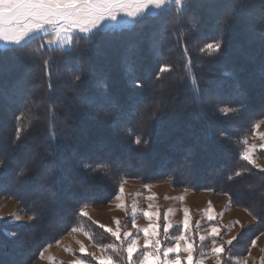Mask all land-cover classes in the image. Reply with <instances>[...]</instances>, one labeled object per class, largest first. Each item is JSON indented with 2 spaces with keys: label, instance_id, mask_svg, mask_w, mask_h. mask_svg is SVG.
<instances>
[{
  "label": "trees",
  "instance_id": "obj_1",
  "mask_svg": "<svg viewBox=\"0 0 264 264\" xmlns=\"http://www.w3.org/2000/svg\"><path fill=\"white\" fill-rule=\"evenodd\" d=\"M185 4L179 14L176 6L165 7L146 17L143 26L136 21L91 40L76 36L69 48H53L50 54H41L37 39L15 52L0 48V141H9L0 150L4 162L0 194L19 200L23 210L35 217L24 224L0 223V264L29 263L43 246L75 225L88 231L98 245L113 242L102 228L76 213L81 203L96 201L89 197L106 199L114 193L109 181L89 180L83 164L107 165L112 178L169 177L174 183L226 192L235 204L261 216L264 172L240 159L243 134L237 133L236 121L227 119L218 108L228 102L239 107V98L231 97L236 86L247 98L245 111L253 119L264 115V0H185ZM230 14L223 53H200L203 44L218 38L219 22ZM250 14L252 19L247 18ZM172 18L178 23L169 25ZM181 42L187 43V53ZM45 59L52 65L50 80L43 70ZM161 65H168L169 70L157 79ZM77 74H83L79 95L72 83ZM135 81L143 87H135ZM214 94L226 99L215 104L214 134L209 137L206 119L210 110L205 99ZM133 109L143 113V118L124 115ZM145 123L149 126L144 130ZM118 124L122 126L116 127ZM17 128L20 139L13 144ZM52 132L59 148L40 161L45 155L42 145L51 142ZM219 132L225 134L223 139L216 138ZM137 137L142 141L139 145L134 143ZM28 146L36 147L33 157L42 166H54L61 176L51 190L56 202L47 204L43 215L38 206L28 204L35 191L31 198L15 193H29L34 188L28 178L15 180L29 154ZM237 172L242 174L237 176ZM176 173L182 180L176 179ZM247 193L257 196L260 205L251 208L234 198ZM69 211L72 216L65 217ZM55 213L61 228L44 238L47 217ZM254 217L258 226L238 235L222 264H233L231 255L244 250L255 234L264 230V216ZM37 222L43 223L36 227ZM6 230L17 235L12 237Z\"/></svg>",
  "mask_w": 264,
  "mask_h": 264
},
{
  "label": "snow or ice",
  "instance_id": "obj_2",
  "mask_svg": "<svg viewBox=\"0 0 264 264\" xmlns=\"http://www.w3.org/2000/svg\"><path fill=\"white\" fill-rule=\"evenodd\" d=\"M174 3L176 5V13H181L182 9L186 8L185 0H0V43L7 46L9 51L15 52L19 50L26 42L33 39L41 40L38 50L41 54L51 53L53 46L59 44L63 49L65 46H71L73 42V34H82L85 40H91L94 37L102 36L113 30H118L122 27H127V24L118 20L120 16H126L134 21L142 24L146 23V10L164 9L166 5ZM232 15L225 17L219 22L220 35L217 39L203 44L199 48L200 53H206L209 56L220 55L224 50V30L231 22ZM178 23V20L172 18L169 20V25ZM195 28L196 25L193 24ZM51 37L43 39V37ZM181 46L187 53V43L181 42ZM27 58V57H26ZM51 63L49 59L43 60L44 74L51 78ZM169 70L168 65H161L159 71L156 73V78L159 79L161 73ZM264 72V68H262ZM83 74L75 75L72 83L74 91L79 95L78 85L82 82ZM103 86V85H102ZM135 87L141 88L143 84L140 81H135ZM51 87V84H49ZM199 91V88H197ZM218 98H213L211 95L205 99V104L208 106L210 112L206 119L208 127V135L211 137L214 133L212 117L215 115V104ZM87 103L86 101H82ZM239 107H220L218 111L227 116L230 112H239L248 109L247 98L244 94L239 97ZM158 107V106H157ZM124 115H136L138 119L143 118V113L137 114L133 109L131 113L125 112ZM156 112H152V117ZM152 117H149L150 119ZM71 118V115L68 117ZM260 123L264 120L253 123L252 132L256 135V130ZM115 128V125H113ZM20 129L15 130L12 143L15 144L20 139ZM217 139H223L225 134L223 132L216 133ZM260 139L264 141V133H260ZM55 133H51V142L43 143V150L45 155L40 157V161L53 156L54 152L58 150L59 146L55 145ZM141 139L137 137L134 140L136 145L141 144ZM144 144L148 141L144 140ZM264 155V142L259 145H250L244 148L240 153V159L245 161L248 165L264 172V166L257 163L259 157L256 156L257 151ZM3 160H0V167H3ZM83 168L89 171V180L103 182L109 179L111 168L107 165L97 164L93 167L91 164H83ZM242 173L237 172L240 176ZM24 178L32 181L34 191L40 192L41 203L46 206L47 202L43 199V193L50 192L53 185L61 180V176L54 171V166H42L34 157L29 158L23 166L15 173V180L17 182ZM232 177L229 176L228 179ZM67 179V177H64ZM148 186L145 185V188ZM124 192L123 185L119 186L114 199L118 202L116 207L124 209L125 204L122 201V194ZM148 200L154 199L153 196L146 197ZM181 199H183L181 197ZM153 205L149 204L147 209L143 210V217L147 221L144 226H139L136 220L131 221V230L121 231L120 221L113 220L117 225L114 229L104 224L98 226L108 233L112 238V243L100 244L97 247L101 251V255L97 256L95 253H88L83 245L80 246L79 252L82 255L91 256L96 264H204L203 258H197L196 252L203 245L206 240L211 241L210 254L214 259V264H222L224 261V254L229 251L228 246H231L234 241L238 240V235H233L228 240H218L221 236V230L216 224H210L205 230L206 234L201 235L199 230V221H196V228L192 227L190 219V212L188 208H183L182 221L175 225L169 219V212L163 213V222L161 223V213L159 210H152ZM136 209L133 208V212ZM78 214L82 217L87 216L83 207L79 209ZM206 218L209 222L215 220L213 210L209 205L205 212ZM257 219L264 216V207L261 209V216L253 214ZM4 219L0 217V220ZM17 221L20 217L15 218ZM31 221L35 219L29 216ZM95 223V222H94ZM176 228L177 234L170 237L172 243L166 242V237H169L170 230ZM243 227V225H241ZM76 231L75 228L72 229ZM142 234V237L141 235ZM8 235L15 237L17 233H8ZM260 235H264L261 232ZM142 238V243H140ZM259 237L253 238L250 242L249 253L252 247H255ZM59 243V241H57ZM184 253L183 256L180 253ZM43 253H41V256ZM73 264H88L85 259H77ZM247 264V260L243 262Z\"/></svg>",
  "mask_w": 264,
  "mask_h": 264
},
{
  "label": "rangeland",
  "instance_id": "obj_3",
  "mask_svg": "<svg viewBox=\"0 0 264 264\" xmlns=\"http://www.w3.org/2000/svg\"><path fill=\"white\" fill-rule=\"evenodd\" d=\"M176 6L174 3H170L166 5L168 6ZM162 10V9H161ZM157 9H151L146 10V17L155 15L159 11ZM246 15V14H245ZM254 17V15H253ZM248 19L251 18V14L247 17ZM118 20L122 23L127 24V27H130L132 24H134L136 21L132 20L129 17L126 16H120L118 17ZM122 27V28H127ZM121 29V28H120ZM76 36H83L82 34L75 33L73 34V40L76 38ZM51 37L45 36L43 39H49ZM41 43V40H39ZM73 43V42H72ZM3 43H0V48H5ZM70 46H65V48H69ZM53 48H60L59 44L54 45ZM61 49V48H60ZM226 85V84H225ZM231 97H237L239 98L241 94H243V91L238 89L236 86L234 87V90L231 93ZM229 96V95H228ZM213 98H218L219 102H223L224 99H226L225 96H219L217 94L212 95ZM259 105V103H257ZM144 107V105H143ZM220 107H232L237 108L233 106L232 104L223 103L219 106ZM157 108V106H155ZM8 111V109H7ZM227 119L231 121H236L234 125H236L239 129L237 133H241L242 138H240L241 141V152L244 150L245 147L250 145H259L260 143L264 142L260 139V133H264V123H260L259 128L256 130V135H253L252 132V125L253 123L259 122L261 120H264V115L253 119L251 116V113H247V111H239V112H230L227 115ZM232 117V118H230ZM113 123V122H112ZM113 126V124H111ZM111 126V127H112ZM122 126L121 124H118L116 127ZM149 126L148 123L142 124V128L145 130ZM114 128V127H113ZM150 128V127H149ZM232 128V127H230ZM234 129V127L232 128ZM34 137H30L29 139H33ZM8 140L2 139L0 141V150H3L6 145L8 144ZM29 154L24 157V161L26 162L29 158H32L35 154L36 147H29ZM14 156V155H13ZM13 156H11L13 158ZM256 156L259 157L257 159V163L261 166H264V155H261V152L258 150L256 152ZM11 157L8 159H11ZM24 162V163H25ZM253 168V167H252ZM1 169V168H0ZM255 169V168H254ZM257 170V169H255ZM171 171H175V169H171ZM180 173H176V179L182 180L180 177ZM116 177V175H115ZM112 178L109 177L108 180L111 187H114V193L111 196H108L106 199H98V195H95L96 197H89V199H96V201H90V202H84L81 203L78 206V211L76 212L77 215L79 212V209L83 207V210L87 213V216H84L86 219L90 220L91 222H95L94 224H104L108 227L116 228L117 225L113 223V220H119L120 221V228L121 231L124 230H131V221L133 219L136 220V223L139 226H144L147 221L143 217V210L147 209L149 204L153 205L152 210H159L161 213V223L163 222V213L169 212V219L170 221L175 225L177 222L182 221L183 218V208H188L190 212V219L192 222V227L195 229L196 221H199V230L201 235H205V230L209 227L210 224H216L220 230H221V236L218 237V240H228L233 235H237L242 233L245 230H253L257 225V220L255 217L250 214L246 208L239 206L233 202V199L231 196L226 192H219L215 191L210 188H195L192 186H186L178 183H174L169 177H160L156 179L151 180H141L138 177H129V176H123L121 178ZM178 177V178H177ZM180 177V178H179ZM115 179H118L117 181ZM11 182V181H10ZM184 182V181H183ZM188 182V181H186ZM123 185L124 192L122 194V201L125 204L124 209H119L116 207V204L118 203L114 196L116 192L119 189L120 185ZM115 185V186H114ZM145 185L148 187L145 188ZM7 189V188H6ZM2 191V189H0ZM34 192V188L29 191V193H22L19 190H16L15 193L19 194L22 198H31L32 193ZM255 192L257 193V190L255 189ZM53 191H50L49 194H43V199L47 202V204L55 203L56 198L53 196ZM251 195L253 192H251ZM34 197L28 202V204H32L35 206H38V210L41 215L44 214V204L41 203V193L38 191H35ZM248 193L244 196L238 195L235 196V200L240 202H246L248 206L251 208H254L256 206L260 205V202L256 197H252ZM153 196L154 199L148 200L146 197ZM181 197L183 199H181ZM46 204V205H47ZM209 205L211 206L213 210V215L215 216V220L212 222H209L206 218L205 212L208 209ZM133 208L136 209L135 212H133ZM46 211V210H45ZM72 212H66L65 217L72 216ZM19 216L20 220L17 221L15 218ZM80 216V215H79ZM0 217H3L4 219L0 220V223H4L6 225H13V224H24L27 222H30L28 219L29 215L23 210L22 205L19 200L0 194ZM58 214H51L50 217H47V223L44 226V229H46V233L44 234V238L48 237L50 235L49 233L54 232L55 229L61 228L58 227L56 224L57 222ZM82 217V216H81ZM43 222H37V226H41ZM243 225V227H241ZM35 228V227H34ZM75 228L76 231H73L72 229ZM32 228H29L28 232H31ZM7 233H12L8 232ZM261 232H264V230L258 232L255 234L253 238L259 237L264 239V235H260ZM84 233L87 236V240H83L82 238H79V234ZM177 234V230L174 227L172 230H170L169 236ZM82 235V234H81ZM142 236V234H140ZM252 238V239H253ZM166 242H171V239L169 237H166ZM251 239V240H252ZM23 243L27 242L26 239L21 240ZM59 241V243H57ZM251 242V241H250ZM250 242L248 243L247 247L242 251H236L233 253L230 257V262H232V259L234 257H245L248 254V249L250 246ZM83 245L88 253H92L91 250H95L94 248L97 247L98 244L94 243L89 235V232L83 229L81 226H71L68 229L64 230L61 234H59L53 242H50L43 246L38 254L32 258L29 263L27 264H73V261L77 259H85L88 261V264L91 263V256L82 255L79 252L80 246ZM93 245L95 247H93ZM211 245L210 240H206L203 242V245L197 250L196 256L198 255L204 256L208 255L207 251ZM69 246L73 247L75 250H64L63 248ZM89 248V249H88ZM98 248V247H97ZM239 250V249H238ZM256 252V258H260L262 260V263L264 264V249H259ZM41 253L43 255L41 256ZM94 261V260H92ZM235 264V263H233Z\"/></svg>",
  "mask_w": 264,
  "mask_h": 264
},
{
  "label": "crops",
  "instance_id": "obj_4",
  "mask_svg": "<svg viewBox=\"0 0 264 264\" xmlns=\"http://www.w3.org/2000/svg\"><path fill=\"white\" fill-rule=\"evenodd\" d=\"M78 237L82 238L83 240H87L88 239L87 236L84 233H80ZM169 238H170V236H169ZM142 242L143 241H142V238H141L140 243H142ZM167 243H172V241L171 242H167ZM93 247H95V246L93 245ZM210 247H211V245H210ZM210 247H209V249L207 251L208 255H204V256L198 255V257H197V258H203L204 264H214V259H213V257L210 254ZM63 249L66 250V251H67V249L75 250V249H73V247L69 248V246H67L66 249H65V247ZM94 249L95 250H93V251L91 250L92 253H95L97 256L101 255V251H100L99 248L95 247ZM259 249H264V239H262V238L258 239L256 246L251 248L250 253L248 251V254L245 257H234V259H232V262L235 263V264H243V262L245 260H247V264H263L262 260H260V258H256V254L258 253L256 251L259 250ZM180 255L183 256L184 253L181 252Z\"/></svg>",
  "mask_w": 264,
  "mask_h": 264
}]
</instances>
